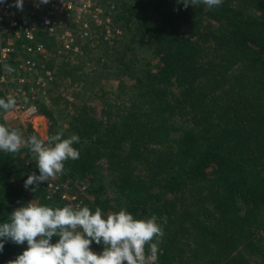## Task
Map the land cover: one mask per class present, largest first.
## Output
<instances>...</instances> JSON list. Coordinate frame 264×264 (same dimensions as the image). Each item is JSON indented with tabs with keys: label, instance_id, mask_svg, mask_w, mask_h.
<instances>
[{
	"label": "trees",
	"instance_id": "trees-1",
	"mask_svg": "<svg viewBox=\"0 0 264 264\" xmlns=\"http://www.w3.org/2000/svg\"><path fill=\"white\" fill-rule=\"evenodd\" d=\"M113 2V21L132 32L125 44L133 47L135 35L153 47L155 68L121 93L101 90L99 116L65 101L59 121L61 96L39 100L47 137L80 138L79 158L66 160L59 177L84 181L82 206L103 215L123 208L138 219L166 217L160 264H264V0H223L212 10L175 0ZM123 50L107 60L122 61ZM5 115L0 123L20 130ZM35 167L25 147L0 152V222L28 201L64 206L42 183L24 188ZM24 247L6 242L0 264Z\"/></svg>",
	"mask_w": 264,
	"mask_h": 264
},
{
	"label": "clouds",
	"instance_id": "clouds-1",
	"mask_svg": "<svg viewBox=\"0 0 264 264\" xmlns=\"http://www.w3.org/2000/svg\"><path fill=\"white\" fill-rule=\"evenodd\" d=\"M4 2L0 0V4ZM47 3L49 0H37V6ZM175 3L183 8L203 4L212 10L223 0H175ZM13 5L22 10L23 0H13ZM6 67L8 72L14 71L11 66ZM24 103L28 105L27 98ZM15 106V97H0V111L7 112ZM35 109V105H28L29 112ZM79 139L75 133L63 137L57 131L47 137V142L37 135H30L25 141L19 129L0 123V152L14 154L25 147L35 158L38 172L29 173L23 181L24 188L30 191L61 174L66 160L79 158L80 152L73 146ZM166 222V217L158 222L155 214L134 218L123 208L103 215L99 207L90 210L87 206H49L28 201L0 222V252L6 242L26 245L11 264H156L159 239L164 235L162 225ZM53 237L57 238L54 242ZM92 244L101 245L98 253L92 250Z\"/></svg>",
	"mask_w": 264,
	"mask_h": 264
},
{
	"label": "built area",
	"instance_id": "built-area-1",
	"mask_svg": "<svg viewBox=\"0 0 264 264\" xmlns=\"http://www.w3.org/2000/svg\"><path fill=\"white\" fill-rule=\"evenodd\" d=\"M111 5L102 0H49L37 6V0H23L22 10H17L13 0L0 4V89L4 96L16 99L14 109L7 115L19 123L41 116L38 104L45 99L53 82L52 71L43 64L53 52L60 57L79 50V42L109 32L112 16ZM105 36V35H104ZM47 40L56 45L50 46ZM13 60L14 71L8 73L5 66ZM7 69V68H6ZM36 109L29 112L28 105ZM27 164V163H26ZM56 175L42 183L46 191L57 194L70 207H80L88 197L87 185ZM97 253L99 250L90 246ZM156 264H160L158 260Z\"/></svg>",
	"mask_w": 264,
	"mask_h": 264
},
{
	"label": "rangeland",
	"instance_id": "rangeland-1",
	"mask_svg": "<svg viewBox=\"0 0 264 264\" xmlns=\"http://www.w3.org/2000/svg\"><path fill=\"white\" fill-rule=\"evenodd\" d=\"M108 1L107 5L112 6L109 10L111 14V10H115L116 8H114L113 0ZM109 29V32L105 33V36L103 35L102 42L105 39L110 47H107L105 43L103 44L97 39L96 33L93 37L84 40V42H79L80 48L78 51L74 53L67 52L60 57L54 55L52 49L50 50V46L56 44L52 40H47V43L49 42L47 49L52 53L48 55L49 57L43 65L52 71L54 83L52 82L49 89L50 92L44 101H48L51 94L52 96L60 95L61 97L57 100L59 109L65 108L63 106L65 101L86 103L89 105V113L99 116L101 90H104L106 93H121L122 89H127L133 82L134 75L142 74L148 68H155L156 57L153 55V47L149 44H140V42L136 41L135 35L132 36L134 42L129 41L133 47L130 44H125L132 35V32L122 29L121 25L113 21V19L111 24H109ZM94 37L96 38L94 39ZM124 45L128 46L124 47ZM120 49H124L122 61L114 64L107 60L109 55L113 58L114 52ZM127 59L129 61H126ZM9 62L6 66L13 67V60ZM6 68L5 70H7ZM71 68H73L72 71H70ZM64 73L67 74L65 77L59 76ZM61 110L55 114L59 121L61 120L60 113L65 114L66 112V110ZM68 110L71 112L70 109ZM4 118L9 124L18 123L20 125V132L24 140L28 135L36 134L38 138L47 142V132L50 122L45 116L36 115L29 121H24V123H19L9 115H5ZM62 124L63 127H67L66 121L62 120ZM29 128L32 131L29 132ZM81 182L85 183L84 181Z\"/></svg>",
	"mask_w": 264,
	"mask_h": 264
}]
</instances>
